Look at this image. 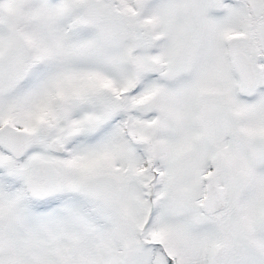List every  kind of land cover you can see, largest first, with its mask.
I'll return each mask as SVG.
<instances>
[{
	"label": "snow or ice",
	"instance_id": "6c2138e0",
	"mask_svg": "<svg viewBox=\"0 0 264 264\" xmlns=\"http://www.w3.org/2000/svg\"><path fill=\"white\" fill-rule=\"evenodd\" d=\"M0 264H264V0H0Z\"/></svg>",
	"mask_w": 264,
	"mask_h": 264
}]
</instances>
